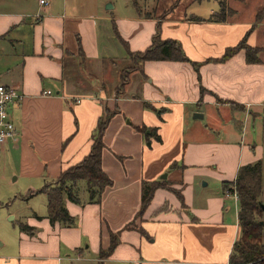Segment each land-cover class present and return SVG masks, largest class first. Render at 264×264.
<instances>
[{
  "label": "crops",
  "instance_id": "1",
  "mask_svg": "<svg viewBox=\"0 0 264 264\" xmlns=\"http://www.w3.org/2000/svg\"><path fill=\"white\" fill-rule=\"evenodd\" d=\"M68 2L0 0V85L23 95L8 108L15 138L0 152V172L11 164L27 202L44 198L27 215L7 214L17 225L7 244L0 241V264H228L240 237L238 200L222 185L242 166L264 167V19L241 24L237 11L222 23L184 13L166 19L179 5L157 20L136 11L115 15L114 4L83 11ZM157 23L160 38L178 41L198 70L146 61L116 92V67L151 45ZM252 25L245 45L260 49L257 60L248 62L243 50L225 57ZM105 109L117 111L103 136L102 170L112 185L90 203L78 182L82 204L65 201L74 224L52 226L46 196L35 192L89 154ZM142 127L161 141L150 137L147 146ZM154 181L168 188L156 189L138 214L142 183ZM6 228L0 218V237ZM111 235L118 244L100 260Z\"/></svg>",
  "mask_w": 264,
  "mask_h": 264
},
{
  "label": "trees",
  "instance_id": "2",
  "mask_svg": "<svg viewBox=\"0 0 264 264\" xmlns=\"http://www.w3.org/2000/svg\"><path fill=\"white\" fill-rule=\"evenodd\" d=\"M180 1V0H179ZM209 1V0H199ZM217 3L218 10L207 19L192 17L190 20L196 22L222 23L227 19L228 6L226 0H212ZM243 2L244 0H234ZM134 7L141 14L140 9L134 2ZM176 8V7H173ZM262 12L255 16V24L262 21ZM261 13V14H260ZM260 14V15H259ZM146 15V14H145ZM149 18V17H148ZM252 25L246 32L242 40L225 53V57L231 56L239 50H243L248 62H255L256 54L260 51L258 48H251L245 45L248 34L254 29ZM130 58H137V63L142 64L146 61H171L190 63L194 69L198 70V64L190 62L186 58L181 44L176 40L160 38V24L157 23L156 31L152 37L151 45L143 52L129 53ZM126 82L121 79V91ZM205 92L200 88V95ZM148 106V105H147ZM117 113L116 110L105 109L104 115L99 119L95 134L92 138V144L89 154L77 165L68 167L60 172L57 180L52 185H47L35 194H44L46 196V218L53 226L55 223L70 227L74 224V219L69 215L65 208V201L68 200L75 204H82L78 195V182L85 183L88 202L97 203L100 200L103 191L112 185V181L102 170V151L104 149L103 136L105 130ZM146 137V144L149 146L148 139L154 138L160 142V138L155 136V129H138ZM149 131L148 134H145ZM264 179V167L261 162L248 164L239 168L234 182L223 183L224 191H235L238 200L237 220L240 229V237L233 244L228 264H264V243L263 225H261L260 216L264 214L260 198L262 196V184ZM158 188H168L163 181L143 182L141 186V201L138 214H141L150 203L153 193ZM32 193H30L31 195ZM178 198L181 200L179 193ZM40 219V217H36ZM19 230L29 235H33V229L24 223L18 224ZM118 241L114 235L110 236V244L107 249H100L99 258L103 260L109 257L117 246Z\"/></svg>",
  "mask_w": 264,
  "mask_h": 264
},
{
  "label": "rangeland",
  "instance_id": "3",
  "mask_svg": "<svg viewBox=\"0 0 264 264\" xmlns=\"http://www.w3.org/2000/svg\"><path fill=\"white\" fill-rule=\"evenodd\" d=\"M134 2L137 4L142 14H146V17H154L157 20H161L168 13L173 12L176 6L180 7L173 13L166 16V19L177 20L183 16V13L188 17L191 15L207 17L212 12L217 11V3L209 0V1H199V0H69V4L72 6L79 5L82 7V10H93L95 6L102 7L103 4H110L113 6H117L115 15H121L120 11H130L137 12V9L134 7ZM228 6V14L227 18L234 17L235 11L239 13V18L241 24H246L254 20V17L262 10H264V0H244L243 2L234 1V0H226ZM104 5V6H105ZM84 8V9H83ZM111 13L114 14V11H109L107 15ZM261 14V13H260ZM259 14V15H260ZM126 15V14H124ZM262 19H264V12L262 13ZM263 29L260 30V32ZM260 38L262 35H260ZM264 37V36H263ZM139 68V64L137 63V58H130V60L125 61L124 63H119L116 67L117 74H119V78L117 76H113V79L116 83V86L113 90L117 88L120 89L121 79L127 83L130 80L131 71ZM111 89V91H113ZM137 87H132L134 93H137ZM130 91V92H131ZM12 165H6L5 169L0 172V218L4 219V222L8 225V228L4 231L5 234L0 237V241L5 240L6 244L8 241V237H10L16 229V223L10 220L7 217V214L15 215L16 218L19 216L27 215L29 212L30 206L33 204L35 206H43L44 198L43 196L36 197L30 203L27 202V190L20 183V180L17 182H12V178L10 175V169ZM260 202L264 205V183L262 184V196ZM232 213H234V206L232 205ZM262 222H264V214L260 216ZM262 242L264 243V226H263V238Z\"/></svg>",
  "mask_w": 264,
  "mask_h": 264
},
{
  "label": "built area",
  "instance_id": "4",
  "mask_svg": "<svg viewBox=\"0 0 264 264\" xmlns=\"http://www.w3.org/2000/svg\"><path fill=\"white\" fill-rule=\"evenodd\" d=\"M40 5L46 6L47 0H39ZM44 95H52L50 91L44 92ZM23 99V95L17 93L13 88L0 85V152L8 140L15 138V126L8 113V108L19 103ZM225 196L232 197L237 200L235 191H225Z\"/></svg>",
  "mask_w": 264,
  "mask_h": 264
},
{
  "label": "water",
  "instance_id": "5",
  "mask_svg": "<svg viewBox=\"0 0 264 264\" xmlns=\"http://www.w3.org/2000/svg\"><path fill=\"white\" fill-rule=\"evenodd\" d=\"M106 8L107 9H112V5L108 4ZM194 118H202V115L195 114ZM262 210L264 211V205H262ZM261 225H264V222L261 221Z\"/></svg>",
  "mask_w": 264,
  "mask_h": 264
}]
</instances>
